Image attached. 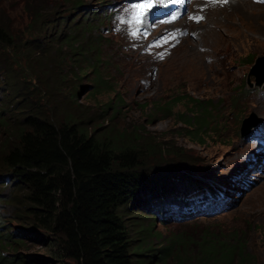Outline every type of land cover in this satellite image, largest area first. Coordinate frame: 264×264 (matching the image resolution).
<instances>
[{
	"label": "rangeland",
	"instance_id": "1",
	"mask_svg": "<svg viewBox=\"0 0 264 264\" xmlns=\"http://www.w3.org/2000/svg\"><path fill=\"white\" fill-rule=\"evenodd\" d=\"M26 2L40 5L42 1L0 0V24L5 22L16 36H21L25 30L26 19L22 11ZM57 2L61 16H67L72 4H66L63 0ZM122 2L124 8L136 4V0H83L82 13H71L75 19L81 17L79 14L89 17L92 12L103 13L105 28L102 34L107 41L97 44L101 51V64L97 72L107 89L96 91L95 73L89 67L85 68V65L78 68L77 62L81 57L72 55L69 47L54 42L51 45L53 51L48 57L50 65L48 61L41 60L44 57L34 56L32 61L29 57L28 60H20L27 65L29 71L26 74L32 76V82L36 85V74L40 72L36 67H46L49 72L55 70V54L58 51L56 72L63 78L58 83L59 95L48 98L46 95L40 97L34 94L36 98L33 100L41 104L47 115L57 118L58 123L64 122L67 115H72L91 131L107 127L123 132L126 137L131 133L140 135L141 139L136 144L140 147L147 144L150 150L147 162L151 164L159 161L157 151L163 148L173 155L182 152V158H186L182 160L190 161L191 165H181L177 161L172 163L174 156H165L164 159L172 160L170 164L174 166L171 167L177 171H174L175 174L169 173L168 169L165 170L167 165L162 163L157 170L160 179L144 193L138 204L133 205L137 214L131 217L145 225L153 221L154 231L164 236L181 232L197 238L205 231L218 236L225 235L226 231H241L256 263L264 264V161L249 142V132L245 136L240 134L244 119L251 117L264 120V98L261 95L264 87V18L261 11L264 4L232 0L217 8L201 4H197L196 8L191 6L192 16L189 20L185 17L169 27V30L177 28L183 32L178 42L168 44L164 30H151L155 41L164 42L158 44L165 47L163 50L161 47L154 48L150 40L142 46L138 40L128 36L122 26ZM43 3L52 6L50 0ZM151 4L152 7L158 5L154 1ZM195 17L202 19L197 21ZM211 26L218 29L224 38L222 40H226L229 46L225 51L215 52L214 65L209 63L211 58L204 56L205 76L210 78L206 87H199L189 81L194 75L190 69L180 73L181 70L172 68L170 56L192 49L203 54L206 48L202 44ZM63 27L62 22L60 28ZM88 38L93 41L96 39L93 34ZM5 56L9 60L10 57ZM258 58H261V63L254 70L256 75L251 70ZM8 66H12L11 61H8ZM14 71L11 67L10 74ZM184 73L185 77L178 75ZM16 75L23 76L20 71H16ZM5 90L6 87L0 85V110L7 101ZM180 97L186 98L185 101L174 105L170 113L161 111L162 106ZM189 98L198 99L204 104L202 115L205 124L197 132L181 119V116L189 117L191 111L196 112L188 103ZM109 104L112 107H108ZM2 134L3 130H0L1 142ZM252 156L257 158L255 162L251 161V158L254 159ZM186 176L198 180L204 178L205 185L212 187H226L228 209L213 217L176 218L178 212L163 196V191L168 186H183ZM154 191L160 197L152 198ZM11 192L10 182L0 179V225L16 241L14 246L2 250L5 261L20 259L25 264H58L41 234L24 226L22 219H18L15 203L10 205L5 200L4 197L10 196ZM162 204L168 206L167 216L171 215L173 219L168 217L161 220L156 215L154 209ZM161 242L162 239L156 237L148 240L150 248L155 249L163 244Z\"/></svg>",
	"mask_w": 264,
	"mask_h": 264
},
{
	"label": "trees",
	"instance_id": "2",
	"mask_svg": "<svg viewBox=\"0 0 264 264\" xmlns=\"http://www.w3.org/2000/svg\"><path fill=\"white\" fill-rule=\"evenodd\" d=\"M41 1L40 5L24 4L22 13L26 26L21 36H16L5 22L0 24V85L6 87L5 100L7 98L0 110V130H3L0 179L10 182L11 195L4 198L10 205L15 203L18 219L41 234L58 264H257L241 231H226L222 236L205 231L197 238L181 232L164 236L154 231L153 221L146 225L134 221L131 216L136 215L137 210L133 205L160 179L158 167L163 163L169 173L177 171L171 167L174 166L170 164L172 160L164 159L173 153L163 148L157 151L159 161L151 164L147 162L150 156L147 144L144 147L136 144L140 135L131 133L126 137L123 132L107 127L91 131L72 115L58 123L57 118L47 115L41 104L33 100L36 95L48 98L59 95L58 83L63 78L56 72L58 51L54 71L36 67L40 71L36 72V85L32 76L26 74L27 65L20 60L29 57L32 61V57L38 56L44 57L41 60L50 65L48 57L54 42L69 47L72 55L81 57L78 68L85 65L95 73L96 91L107 89L97 72L101 64L97 44L107 41L102 34L103 13L92 12L89 17L79 14L81 17L75 19L71 13H82L83 0H63L72 4L67 16H61L59 0H50L52 6ZM91 34L96 37L94 41L88 38ZM4 55L10 57L9 60ZM8 61L12 69L22 72L23 76L16 75V71L10 74ZM185 99L177 98L172 105L162 106L161 111L168 114L174 105ZM188 103L196 112L191 111L189 117L181 116V119L197 132L204 128V104L194 98H189ZM173 156L172 163L191 165L190 161H184L182 152ZM185 178L183 186H168L163 191L169 202L184 204L187 193L206 187L203 177V180ZM169 194L172 195L168 197ZM153 197L160 195L154 191ZM174 207L178 212L176 218L180 220L181 208ZM168 211L163 204L154 209L161 220L173 219L167 216ZM154 237L162 239L163 244L157 249L148 244ZM15 244L13 235L4 232L0 225V264L6 262L2 250ZM14 263L25 264L20 259L6 262Z\"/></svg>",
	"mask_w": 264,
	"mask_h": 264
},
{
	"label": "bare ground",
	"instance_id": "3",
	"mask_svg": "<svg viewBox=\"0 0 264 264\" xmlns=\"http://www.w3.org/2000/svg\"><path fill=\"white\" fill-rule=\"evenodd\" d=\"M261 14L264 18V8L261 11ZM222 39L224 38L222 37L221 34L218 33V29L212 26L209 27L205 35L204 43L202 44L206 48V51L202 54L197 50L194 51L192 49L190 51H184L181 54L178 52L173 53L170 56L172 68L181 70L180 73H183L182 70L190 69L194 75L190 77L189 81L193 84H196L199 87L201 86L206 87L208 85L210 77L205 76L204 65H203L204 56H208L209 58H211V61L209 63L210 65L211 64L214 65L215 64L214 60L216 57L215 52L220 53L222 51H225L229 46V44L225 42L226 40H222ZM260 63H261V58L260 59L258 58L255 61L256 66L253 67L251 70L252 74L257 75V72L255 73V71ZM178 75L185 77L186 73L178 74ZM250 102L253 103L252 101H249V103Z\"/></svg>",
	"mask_w": 264,
	"mask_h": 264
},
{
	"label": "snow or ice",
	"instance_id": "4",
	"mask_svg": "<svg viewBox=\"0 0 264 264\" xmlns=\"http://www.w3.org/2000/svg\"><path fill=\"white\" fill-rule=\"evenodd\" d=\"M224 2H227V0H224ZM152 7L151 0H145L144 3L134 5L131 10L132 14V22L139 24L141 22V18L145 15L146 10L150 9ZM176 16H173L172 19H176ZM191 18V17H190ZM197 21L202 19V17H195ZM133 35H136V33H133Z\"/></svg>",
	"mask_w": 264,
	"mask_h": 264
},
{
	"label": "water",
	"instance_id": "5",
	"mask_svg": "<svg viewBox=\"0 0 264 264\" xmlns=\"http://www.w3.org/2000/svg\"><path fill=\"white\" fill-rule=\"evenodd\" d=\"M256 124V120L254 118H246L242 121L241 129H240V134L241 136H245L250 128Z\"/></svg>",
	"mask_w": 264,
	"mask_h": 264
}]
</instances>
